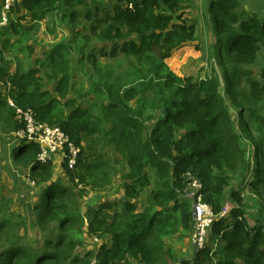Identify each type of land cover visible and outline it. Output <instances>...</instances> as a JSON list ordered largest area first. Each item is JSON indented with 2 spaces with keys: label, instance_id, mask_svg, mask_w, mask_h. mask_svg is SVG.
Returning a JSON list of instances; mask_svg holds the SVG:
<instances>
[{
  "label": "trees",
  "instance_id": "1",
  "mask_svg": "<svg viewBox=\"0 0 264 264\" xmlns=\"http://www.w3.org/2000/svg\"><path fill=\"white\" fill-rule=\"evenodd\" d=\"M4 1L0 0V17ZM88 1L20 0L10 9L7 25L0 27V42L8 46L9 35L18 38L26 17L36 23L54 12L63 15V20H73ZM189 1L108 0L104 11L96 5L94 12L89 9L82 15L88 34L77 33L74 40L54 46L47 62L39 67L11 73L0 51V135L17 133L23 127L8 100L22 110H31L37 123L58 128L74 146L109 126L107 145L127 167L122 173L125 201L111 217L105 212L112 210L107 204L86 215L87 234L111 240L110 247L99 249L97 264H178L182 257L167 245L166 238L176 235L172 238L181 240L191 230L193 214L189 201L182 198L186 174L200 181L203 202L216 218L230 199L233 220L228 226L225 217L215 219L207 243L181 264H264V223L259 219L249 223L241 195L246 188L256 191L261 187L264 204V147L250 136L255 149L250 160L225 99L227 95L240 116L264 122L259 114L264 106V73L257 79L249 70L264 46V20L246 13L241 0H208L209 23L217 45L214 60L219 56L220 63L217 70L212 67L210 77L195 82L175 75L166 64L174 51L195 39L197 26L187 23L180 13L182 4ZM92 39L111 43L110 52L85 51ZM27 49L30 56L33 49ZM119 53L130 56L144 72L146 89L141 93L134 87L124 93L115 90L110 76L103 72L106 65H99L98 58H116ZM73 56L78 70L82 71L86 62L95 70L88 79L95 97L105 102L97 116L71 96ZM43 76L53 86L52 93ZM241 83L245 87L239 89ZM151 89L153 95L149 96ZM147 106L157 116L151 127L147 126L151 120ZM17 144L13 161L24 164L35 185L45 184L34 212L36 225L48 237L43 238L42 246L27 245L22 232L25 220L0 209V264H89L93 254L81 257L77 252L84 244L81 227H77L83 225V217L74 215V187L95 180L87 170L91 167L82 160L83 150L74 170L65 167L73 184L69 188L50 182L52 165L36 161V144ZM95 169L96 175L102 171L98 166ZM147 172L154 173L158 185L139 208L130 200L139 198L136 188L147 186ZM88 178L92 182L86 181Z\"/></svg>",
  "mask_w": 264,
  "mask_h": 264
},
{
  "label": "rangeland",
  "instance_id": "2",
  "mask_svg": "<svg viewBox=\"0 0 264 264\" xmlns=\"http://www.w3.org/2000/svg\"><path fill=\"white\" fill-rule=\"evenodd\" d=\"M208 2V0H190L182 4L183 10L180 12L181 15H183L182 19H186L187 23H194L197 26L195 39L193 42L189 43L188 46L174 51L166 62L170 71L175 75L191 78L195 82L210 77L212 67L217 70L218 64L220 63L219 56L216 57V62L214 60L217 45H215L214 33L209 23V13L207 11ZM95 4L98 5L100 7L99 9L102 11L107 10L109 7L108 0H97ZM96 5L94 7L93 0H89L86 6L77 10L79 15L73 20H63V15H57V13L54 12L48 14L46 18L36 23H33L29 17H26L25 20L21 22L24 30L21 35H18V38L14 35H9L8 46H4V44L0 42L2 59L7 63L6 67L8 70L11 73H15L17 70L20 72L25 69L39 67L40 64L47 62V58L50 56L54 46L63 44L65 41L74 40V36H76L77 33L80 35L88 34V24L82 15L89 9L91 12H94ZM92 40L89 42V46L85 48V51L99 49L107 51L108 53L110 52L111 43H98ZM27 47L33 49L30 56H28ZM98 62L102 67L106 65L107 68H103V72L110 76L109 79L114 84L115 90H118L120 93H124L125 90L131 87L136 88L140 93L146 89L144 72H140L136 68L137 66L134 65L133 59L130 56L119 53L116 58H98ZM70 64L74 69V73L71 77V96L74 97L77 103L81 104L85 109H88L92 115H99V106L105 102L95 97L93 94V87L88 79L89 76L95 74V70L88 62L85 63V68L82 71L78 70L76 68L74 56L70 60ZM249 70L252 77L257 79L261 77L262 72L264 73V46L259 51L254 65L250 66ZM151 72H153L152 69ZM43 79L45 84L49 83L45 76H43ZM48 85L49 84H47V86ZM48 87L52 93L53 86L49 85ZM244 87L245 85L242 83L238 86L239 89ZM152 90L153 89L148 93L149 96L153 95ZM1 91L3 90L0 88V92ZM226 96V105L234 122L235 130L240 136L243 145L248 146V150L250 151L248 156L250 160H253L255 149L252 147L250 136L264 147V127L260 128L261 125L259 124L264 122L250 120L246 114L240 116L238 108L235 107ZM132 105L134 106L135 103L133 102ZM145 111L147 112V116L151 118L150 121H147V126L151 127L156 122V112H152L149 106L145 108ZM259 114L264 118V106L260 108ZM108 128L109 126H105L101 134L86 137L82 140L80 146H76L79 150H83L82 160L87 165V168L89 166L91 167V169H87L88 173H92L90 176L95 177L93 183L87 185L78 184L73 190L76 191L75 195L77 202L74 215L83 217L81 218V220L83 219V225L81 226L78 224L80 226L77 225V227H81L84 244L80 249H77V252L79 255L81 254V257L85 253L91 252L93 256L90 263L95 261L96 264L98 261L96 255L99 249L102 246L110 247L111 240L110 237L98 238L96 236H89L87 234L88 222L86 215L88 212L99 209L101 205L107 204L112 210L110 212H105L108 214V217H111L113 211L119 210L121 203L125 201V184H123L124 179L122 173L127 171V167L122 161V158L115 154L107 145L105 133ZM17 133L5 132L0 135V209L5 212L17 214L25 220L26 229L22 232H24L23 236L27 237V245L34 243L37 244L36 246H42L43 238L48 237V234L47 232H43L40 227L36 225L37 214L34 212V207L38 204L43 195L42 191L45 188V184L40 183V185H35L34 182L29 180V171L24 167V164L13 161V149L18 145V142L22 140L26 141V138H20L26 137L25 131ZM56 157H58L57 160L60 162H57L55 165L54 162ZM50 158L51 160L47 162L52 165V178L50 182H59L61 185L71 188V186H73L69 179L71 175L65 172L66 166L62 154L53 151L50 153ZM95 166H98V168L102 170L100 172L98 171L97 175L95 174L97 171ZM81 173H86V171L84 170ZM83 176H87V174ZM147 176V186L141 190L139 188L135 189L139 192V198L130 200L133 203H137L139 208L145 204L146 198L158 185L154 178V173L147 172ZM86 181L92 182L89 178ZM76 182L79 181L76 180ZM187 184L188 182H186V185ZM227 192H230V189ZM262 192L263 189L261 187L256 191L246 188L241 192L249 223L257 221L258 219L264 223V212L261 213V210H264ZM184 196L185 195H183L182 198L187 202ZM1 199H4V202H1ZM6 200H9L8 204ZM187 203L191 207L190 202ZM228 203L230 205L232 204L230 199ZM226 217L225 219H227V225L229 226L233 218L229 214ZM108 221L110 220L108 219ZM191 224V230L187 233L185 238L181 240L173 239L172 237H177L176 235H169L167 236L168 238H166L167 245H172V247L176 249V255L182 257L181 259H190L192 257L191 243H193V220ZM189 237L191 239L190 241ZM208 237L211 236L209 235ZM81 250L85 253L82 254Z\"/></svg>",
  "mask_w": 264,
  "mask_h": 264
},
{
  "label": "built area",
  "instance_id": "3",
  "mask_svg": "<svg viewBox=\"0 0 264 264\" xmlns=\"http://www.w3.org/2000/svg\"><path fill=\"white\" fill-rule=\"evenodd\" d=\"M19 1L20 0L4 1L0 17V27H5L7 25L10 9ZM8 104L14 108L16 119L23 123V127L18 131V133L20 131H25L26 133V137H20L26 138V141H22L32 142L38 146L37 161L42 164L49 162L51 160L50 153L54 151L62 154L65 166L68 170H74L80 150L71 144L58 128L37 123L31 110H22L16 107L11 100H8ZM186 180L188 184L184 191V197L191 204L193 214L192 240L194 249L197 250L207 243L215 219L226 217L230 213L232 207L225 205L219 217L216 218L212 215L210 208L203 202L200 181L191 174H186ZM89 264H96V262L94 261Z\"/></svg>",
  "mask_w": 264,
  "mask_h": 264
},
{
  "label": "crops",
  "instance_id": "4",
  "mask_svg": "<svg viewBox=\"0 0 264 264\" xmlns=\"http://www.w3.org/2000/svg\"><path fill=\"white\" fill-rule=\"evenodd\" d=\"M241 5L243 6V10L245 12H247L250 16L252 17H256L257 19H259L260 21L264 20V0H241ZM58 157H56L55 159V165L57 164V162L59 163L60 161L57 160ZM229 199H227L225 205L226 206H230L233 207V205L228 203ZM232 209V208H231ZM230 214V213H229ZM210 238V237H209ZM190 237H189V241H190ZM209 240V239H208ZM192 244V257L190 259L193 258L194 253H195V249H194V245ZM82 252V250H81ZM85 253V252H84ZM82 252V254H84ZM81 255V254H80Z\"/></svg>",
  "mask_w": 264,
  "mask_h": 264
},
{
  "label": "water",
  "instance_id": "5",
  "mask_svg": "<svg viewBox=\"0 0 264 264\" xmlns=\"http://www.w3.org/2000/svg\"><path fill=\"white\" fill-rule=\"evenodd\" d=\"M183 260H185V259H181L180 262H179V264H181V262H182Z\"/></svg>",
  "mask_w": 264,
  "mask_h": 264
}]
</instances>
